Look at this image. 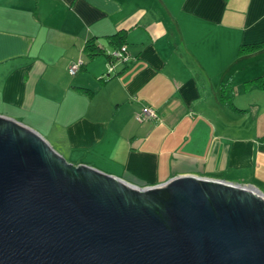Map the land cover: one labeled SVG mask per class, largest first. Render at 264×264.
Instances as JSON below:
<instances>
[{
	"label": "crops",
	"instance_id": "1",
	"mask_svg": "<svg viewBox=\"0 0 264 264\" xmlns=\"http://www.w3.org/2000/svg\"><path fill=\"white\" fill-rule=\"evenodd\" d=\"M263 41L264 0H0V115L137 186L195 175L264 193V48L237 56ZM120 45L134 59L109 70ZM144 106L157 119L137 122Z\"/></svg>",
	"mask_w": 264,
	"mask_h": 264
},
{
	"label": "water",
	"instance_id": "2",
	"mask_svg": "<svg viewBox=\"0 0 264 264\" xmlns=\"http://www.w3.org/2000/svg\"><path fill=\"white\" fill-rule=\"evenodd\" d=\"M0 264H264V193L195 175L137 186L0 115Z\"/></svg>",
	"mask_w": 264,
	"mask_h": 264
},
{
	"label": "built area",
	"instance_id": "3",
	"mask_svg": "<svg viewBox=\"0 0 264 264\" xmlns=\"http://www.w3.org/2000/svg\"><path fill=\"white\" fill-rule=\"evenodd\" d=\"M134 58L130 57L125 49L124 45H120L117 49L110 52L108 54V60H109V70H112V63L118 62L121 64L128 63L132 61ZM82 61L80 59L76 60L75 62H72L68 68L67 71L70 75L74 74L79 67L82 65ZM134 118L137 122H143L145 120H152L157 119L156 113L150 106H144L141 108L139 112H137L134 115Z\"/></svg>",
	"mask_w": 264,
	"mask_h": 264
},
{
	"label": "trees",
	"instance_id": "4",
	"mask_svg": "<svg viewBox=\"0 0 264 264\" xmlns=\"http://www.w3.org/2000/svg\"><path fill=\"white\" fill-rule=\"evenodd\" d=\"M111 37L116 38V39L120 38L121 37L120 31H117ZM263 48H264V41L257 43V44H252V45H241L238 48L237 56H242V55L254 53V52H256L260 49H263ZM84 49L89 56H92V55L98 53L97 47L94 44V42H92V40H88L86 42ZM254 81H256V84L258 86H260L261 88H264V75L255 78ZM221 89L224 90V89H226V87L223 85ZM258 139H259V141H264V134L261 135Z\"/></svg>",
	"mask_w": 264,
	"mask_h": 264
},
{
	"label": "rangeland",
	"instance_id": "5",
	"mask_svg": "<svg viewBox=\"0 0 264 264\" xmlns=\"http://www.w3.org/2000/svg\"><path fill=\"white\" fill-rule=\"evenodd\" d=\"M262 63L264 64V60L262 61Z\"/></svg>",
	"mask_w": 264,
	"mask_h": 264
}]
</instances>
